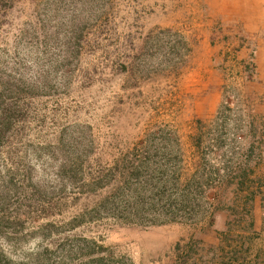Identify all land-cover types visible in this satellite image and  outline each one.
Here are the masks:
<instances>
[{
	"label": "rangeland",
	"instance_id": "rangeland-1",
	"mask_svg": "<svg viewBox=\"0 0 264 264\" xmlns=\"http://www.w3.org/2000/svg\"><path fill=\"white\" fill-rule=\"evenodd\" d=\"M219 2L0 0V264H264V92Z\"/></svg>",
	"mask_w": 264,
	"mask_h": 264
},
{
	"label": "crops",
	"instance_id": "crops-1",
	"mask_svg": "<svg viewBox=\"0 0 264 264\" xmlns=\"http://www.w3.org/2000/svg\"><path fill=\"white\" fill-rule=\"evenodd\" d=\"M218 7L221 29L217 28L216 34L219 43L220 38L225 36L228 38L225 48L237 49L240 41L234 40L231 44L230 40L243 39L240 48L242 56L255 54L256 80L264 92V0H220Z\"/></svg>",
	"mask_w": 264,
	"mask_h": 264
},
{
	"label": "trees",
	"instance_id": "trees-1",
	"mask_svg": "<svg viewBox=\"0 0 264 264\" xmlns=\"http://www.w3.org/2000/svg\"><path fill=\"white\" fill-rule=\"evenodd\" d=\"M148 151V150H147ZM145 152L143 154H137L135 155V153H129V157H132V161L131 163H133L131 165V169H130V173H128V177L131 178V176H135V175H138L139 174V177L140 175L143 173V169H147V170H151L152 168L155 169V167H157V164H153V163H150L149 162L151 161V158L152 157H156L157 156V151L155 153H149V152ZM133 155V156H132ZM138 157L140 158L138 164H135L137 161H138ZM139 179V178H138ZM142 181H141V178H140V181L138 183V185L142 186ZM207 183V182H206ZM168 181L164 182L162 185L160 186H156V189H159V188H164V189H167L168 186ZM199 187H196V190H198L199 192H197L199 194V198H200V194L201 191L198 189ZM165 192V191H164ZM163 193V192H162ZM140 194V193H139ZM198 195H194L193 198H192V201L191 202H195L198 198H197ZM188 193H183L182 194V199L179 204V207H176L175 209L180 212V210L182 209H186L187 212L185 211L184 213H180L181 216L183 217H186V218H197V216L199 215V212L202 211V209L204 207H202V203L206 202L204 199H199V203H198V206L200 209H195L194 210H191L190 207H183L185 206L184 202L186 201V199L188 198ZM161 199V198H160ZM191 200V198H189ZM137 203H140L142 202V198H140V196H138V198L135 199ZM157 201H159V199H156L152 205V207H156L158 206L159 204L157 203ZM196 205H197V202H195ZM136 210L139 211L140 210V207H136ZM134 215L137 216L135 210H134ZM238 217L237 219L234 220V222H232L231 224H228V226L225 228V230L223 231L224 235L227 237V238H230L231 240H234V241H237V242H240V241H245L246 239H252V236H253V232H254V229H252V226L253 224H249L250 228L246 227L243 225V223H245V218L246 217H250V211L249 212H242V213H237ZM234 216H235V212H234ZM236 218V216H235ZM238 221V222H237ZM237 222V223H236ZM234 254H236V252L234 251ZM194 264H199V262H195Z\"/></svg>",
	"mask_w": 264,
	"mask_h": 264
}]
</instances>
